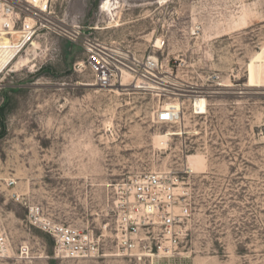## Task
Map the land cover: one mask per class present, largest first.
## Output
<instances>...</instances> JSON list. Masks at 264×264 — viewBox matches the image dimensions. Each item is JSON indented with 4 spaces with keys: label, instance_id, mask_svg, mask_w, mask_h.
I'll return each mask as SVG.
<instances>
[{
    "label": "rangeland",
    "instance_id": "374dc122",
    "mask_svg": "<svg viewBox=\"0 0 264 264\" xmlns=\"http://www.w3.org/2000/svg\"><path fill=\"white\" fill-rule=\"evenodd\" d=\"M51 5L56 27L23 54L0 91V216L14 252L29 251L0 264H264V86L246 84L248 64L264 48V0ZM76 25L169 62L171 85L149 92L90 86L82 48L57 32ZM160 38L164 47L152 50ZM217 82L227 88L207 99L205 114L186 104L176 124L156 123L157 111L176 103L172 85L215 93ZM171 133L177 136L163 141ZM158 171L183 177L188 237L175 259L116 256V188ZM30 207L92 230L103 256L54 258L52 239L28 223Z\"/></svg>",
    "mask_w": 264,
    "mask_h": 264
},
{
    "label": "built area",
    "instance_id": "2783aa9c",
    "mask_svg": "<svg viewBox=\"0 0 264 264\" xmlns=\"http://www.w3.org/2000/svg\"><path fill=\"white\" fill-rule=\"evenodd\" d=\"M54 22L51 0H0V91L5 89L6 79L14 73L23 54L33 50L41 37L53 32ZM57 28L59 35L80 45L85 53L83 68L91 72L92 87L101 90L115 88L118 92H149L154 90L150 84L160 87L170 84L171 77L163 70L169 65L167 61L163 65L155 57L138 55L130 46L101 40L78 25ZM90 30L96 31L95 28ZM164 44V39H157L151 49H161ZM124 78H127V83ZM210 79L218 80L219 76L214 75ZM176 85H172L176 103L157 111V124H176L184 107L200 115V100L206 101L207 108V99L227 88L217 82L214 93ZM183 184L180 172L158 171L139 174L118 185L115 204V247L118 255L140 262H159L178 256V250L189 234L191 216V203ZM13 185L11 181L7 187ZM27 219L30 226L52 239L56 259L89 260L103 256L101 237L88 228L57 222L44 216L38 207L28 208ZM28 253L24 246L14 252L0 216V261L12 257L22 260Z\"/></svg>",
    "mask_w": 264,
    "mask_h": 264
},
{
    "label": "bare ground",
    "instance_id": "6f19581e",
    "mask_svg": "<svg viewBox=\"0 0 264 264\" xmlns=\"http://www.w3.org/2000/svg\"><path fill=\"white\" fill-rule=\"evenodd\" d=\"M101 11L105 12L103 3L101 5ZM95 30H98V28H95ZM159 44V43H158ZM264 48L261 52L256 53L250 60L248 64V76H247V86L248 87H262L264 86V71H262V67H264ZM81 66H84L83 63ZM127 78H124L123 81L127 83ZM165 77H163V80ZM153 87H159L157 84H150ZM92 86V85H90ZM167 108V107H164ZM199 114L203 115L207 112L206 108V101L204 99H201L198 105ZM177 136L175 133L167 134L163 141L167 140L168 136ZM159 143V142H157ZM163 143V142H162ZM119 256V255H116Z\"/></svg>",
    "mask_w": 264,
    "mask_h": 264
},
{
    "label": "crops",
    "instance_id": "0c3cea01",
    "mask_svg": "<svg viewBox=\"0 0 264 264\" xmlns=\"http://www.w3.org/2000/svg\"><path fill=\"white\" fill-rule=\"evenodd\" d=\"M263 20H264V18H263ZM263 20H262V21H263Z\"/></svg>",
    "mask_w": 264,
    "mask_h": 264
}]
</instances>
